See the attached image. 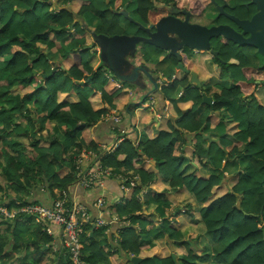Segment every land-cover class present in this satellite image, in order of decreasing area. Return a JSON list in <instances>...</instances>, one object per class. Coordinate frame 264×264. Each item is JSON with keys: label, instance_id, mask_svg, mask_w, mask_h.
<instances>
[{"label": "trees", "instance_id": "16d2710c", "mask_svg": "<svg viewBox=\"0 0 264 264\" xmlns=\"http://www.w3.org/2000/svg\"><path fill=\"white\" fill-rule=\"evenodd\" d=\"M89 1L75 12L73 0H0V198L3 202L8 197L14 202L17 199L49 205L56 188L67 189L76 180V160L81 152L93 151L102 156L99 160L103 168L112 170L114 177L122 175L127 186L135 178L136 185L116 205L120 217L131 218V225L121 230L120 248L115 249L104 230L94 229L93 224L85 226L82 252L91 264H112L111 258L121 260L125 256L122 264H129L131 255H140L144 238L165 235L180 240L187 246L188 254L179 262L173 257L145 258L141 264H207L210 260L217 264H264V102L256 94L260 88L256 81L261 80L258 59L246 49L219 43L215 47L219 51L216 61L222 68L221 77L228 76L231 58L240 61L239 83L232 88L223 87L221 93L214 95L212 107H208L219 112V124L228 115L242 125V130L235 134L237 141L223 136L208 148L203 147L206 122L197 115L203 105V92L186 78L173 80L170 93L182 85L193 102L192 109L180 112L167 129L146 143L137 145L125 136L114 151L101 150L92 128L105 121L112 108L118 109L114 102L119 92L109 94L105 89L110 82L106 68L91 65L90 58L96 51L88 45L85 29L76 22L77 17L87 12L95 14L100 19L99 34L105 37L133 32L147 36L143 26L155 25L167 16L170 3L182 8L183 0H135L137 19H126L124 25L118 12L119 6L124 8L128 0ZM53 48L62 50L65 58L74 55L75 64L69 69L60 63L53 66L47 53ZM146 50L149 54H161ZM194 56L186 49L181 59L173 55L171 60L174 66L179 61L189 62L192 68ZM66 87L77 92L78 101L59 100V92ZM94 91L101 92L109 107L94 108L89 99ZM224 109L226 115L222 114ZM43 141H49V145L43 146ZM188 144L200 156L209 152L208 163L219 174L202 176L195 171L183 175L184 148ZM245 155L250 158L246 169L225 181L221 171L224 161ZM148 160H154L159 174L170 179L172 190L185 187L204 204L200 214L213 242L210 255H198L193 249L195 240H185L174 219L164 220L159 231L154 223L138 214L143 210L142 196L146 190L152 192L155 200L172 206L167 195L155 189L158 174L146 168ZM217 187L223 189V194L211 202ZM11 191L14 197L9 195ZM5 227L0 229V264H15L21 253H26L22 264H58L43 263L50 250L43 246L50 244L52 238L43 235L32 218L24 226L16 219ZM33 245L35 252L30 250ZM67 254L68 258L59 264H74Z\"/></svg>", "mask_w": 264, "mask_h": 264}, {"label": "crops", "instance_id": "0c3cea01", "mask_svg": "<svg viewBox=\"0 0 264 264\" xmlns=\"http://www.w3.org/2000/svg\"><path fill=\"white\" fill-rule=\"evenodd\" d=\"M89 3V0H73L72 8L75 12H78L82 6ZM55 6H57L56 2ZM126 6L128 8V5ZM127 8L124 7L122 11L118 12L120 13L119 17H123L125 21L126 19L135 21L137 18H130ZM76 22L80 23L85 29L84 36L87 38V43L96 51L93 52L90 58L91 65L94 68L103 65L107 70L110 82L105 87L106 91L109 94L119 92L114 104L118 108L115 110L118 111L121 121L114 119L117 114L114 113L112 108L111 115L105 121L92 128V135L101 150L112 147L120 135L132 138L137 145L146 143L156 138L162 130L167 129L168 123L177 119L180 112H186L193 108V102L189 99L182 85H179L173 94L170 93L173 85L172 81L175 79L183 80L188 78L191 83V74L185 73L180 69L178 67L179 63L184 64L190 71L197 73L203 82V87L200 88L201 91L203 94L206 93L209 97H212L213 102L214 95L221 93L223 87L232 88L239 83L238 80H235L239 76L238 66L236 67L232 64L235 60H231L230 68L236 70V73L230 76L229 68L228 76L223 78L221 77V65L217 63L216 56L211 51H198L187 46L183 47L176 57L181 59L182 52L190 49L195 54L194 58L191 59L193 67H190L189 62L185 64L182 61H179L174 66L171 60L173 55L169 51L160 50L157 51L161 52L160 55H151L146 50L150 49V47L145 43H140L137 40L131 41L126 38L111 41L110 38L99 34L100 19L92 12H87L83 16L77 17ZM121 24L124 25L122 21ZM137 24L141 23L137 21ZM126 35L127 37H138L135 32ZM47 53L50 54V61L53 66L60 63L69 69L75 64L74 55H69L65 58L63 51L58 48H53ZM256 58L260 59L258 56ZM191 85L196 86L192 83ZM263 86L260 85L258 92H256L261 103L264 102ZM68 90L69 88L66 87L64 91L59 92V100L67 102L78 101L77 92ZM89 99L95 109L109 107L108 104L103 102L100 91L92 92ZM208 107H212V105L203 102V105L197 110L198 117L206 122L202 131L204 136L203 147L208 148L212 141L218 140L223 136L228 137L233 142L237 141L235 134L242 130V125L228 115L219 124V112L210 110ZM226 113L225 109L222 110L223 115H226ZM184 149L186 160L181 168L183 175H189L195 171H198L202 176L219 174V170L208 163L209 157L207 158L206 154H209V152L204 156H200L191 144H188ZM249 161L248 155L235 160L224 161L221 171L225 174V181L237 172L244 171ZM146 168L158 174L154 185L155 189L158 192L165 193L168 197V203L172 206H169L164 201L155 200L152 192L146 190L142 196L143 210L138 213L140 217L143 220L154 223L159 231L164 220L174 219L176 227L184 234L185 240H195L193 249L197 251L198 255H210L213 242L207 233V228L200 214L204 204L199 202L195 195L185 187L172 190L170 179H165L159 174L154 160H148ZM70 192L75 201L87 207L93 221L102 219L106 222V225L102 227H97L94 223V229L104 230L105 235L108 236L115 249L120 248L119 242L122 241L121 230L131 225L130 216L124 215L120 217L116 211V205L123 202L125 195L121 181L117 177L111 176L105 178L102 186L88 189L73 185L70 186ZM222 194L223 189L217 187L214 190V194L210 197V201L217 200ZM11 196L13 197V195ZM54 196L56 197V195ZM54 196L53 199L55 198ZM5 198L8 200V197ZM100 199L104 201L102 205H100ZM0 202H3V200L1 199ZM10 205H7L9 209H16V206L11 202ZM117 216L125 220V223L121 220H115ZM16 219L26 223L25 220L21 219V216L4 219L0 216V226H3L2 223L4 221L14 222ZM50 225L52 229L56 232L58 231V227ZM41 231L44 233L43 235L49 236L47 232L42 229ZM49 237L52 238V241L48 245L44 244L43 247L45 250L49 248L50 250L44 255L43 260L45 262L57 261L58 264L61 260L65 261L68 258V254L62 247L60 237L58 234H56V237ZM179 241L172 240L167 235L163 238H155L153 236L149 239L144 238L139 256L144 260L145 258L165 259L175 255V260L179 262L181 257L188 254L187 246ZM117 258H111L112 264H122L127 257L125 256L121 260ZM207 264L217 263L210 260Z\"/></svg>", "mask_w": 264, "mask_h": 264}, {"label": "built area", "instance_id": "2783aa9c", "mask_svg": "<svg viewBox=\"0 0 264 264\" xmlns=\"http://www.w3.org/2000/svg\"><path fill=\"white\" fill-rule=\"evenodd\" d=\"M114 113L117 114L114 116V119L120 122L121 117L118 115V111L114 109ZM125 136L120 135L117 142L112 147L105 149V151H114L120 142L125 139ZM100 157L102 158V156H98L93 151L83 150L77 157L76 180L71 186L78 185L93 189L96 186H102L105 178L114 176L112 170L103 168L99 160ZM117 178L121 181V186L125 192H129L136 185L135 178L132 180L131 186L124 184L125 178L122 175H117ZM54 193L56 197L49 205L31 202L23 203V201L16 199V209L12 210L7 207L5 202H0V216L15 218L19 215L26 221L28 218L34 219L35 223L44 232H47L49 236L56 237V234H58L63 249L69 253L74 264H91L83 257L82 234L86 225L95 223L97 227H102L106 225V222L102 219L93 221L87 207L75 201L71 196L70 187L67 189L56 188ZM99 202L100 205L104 203L102 199ZM115 220H121L125 223V220L120 219L118 216ZM50 224L58 227V231L56 232L52 229Z\"/></svg>", "mask_w": 264, "mask_h": 264}, {"label": "water", "instance_id": "95a60500", "mask_svg": "<svg viewBox=\"0 0 264 264\" xmlns=\"http://www.w3.org/2000/svg\"><path fill=\"white\" fill-rule=\"evenodd\" d=\"M127 8V6H126ZM263 14V13H262ZM263 15H257L250 22V26L247 23L240 22V24L246 29L245 33L249 34V37H245L238 33L234 29L226 26H202L198 24H191L188 22V18L185 20L174 15L169 14L163 17L157 24L150 25L151 27H144L147 32V36L130 37L127 35L108 37L111 41L115 39H129L131 41L137 40L140 43L149 44L155 46L157 50L169 51L172 55L177 56L183 47H190L198 51H211L213 55L219 57V51L212 48L213 40L222 39L221 41H232L238 45H247L257 49V54L264 56V48L261 44L263 36L261 34L262 25L257 21L262 20ZM250 27V29H248ZM260 31V32H258ZM219 40V44H222ZM178 67L185 73L191 74V83L195 84L199 88L203 87V82L198 77L197 73L187 69L184 64L179 63ZM259 83V81H258ZM203 102L208 105H213V98L209 97L206 93L203 94ZM209 157V154H206ZM174 259L176 258L173 255ZM143 259L140 256L133 255L129 259V264H141Z\"/></svg>", "mask_w": 264, "mask_h": 264}, {"label": "flooded vegetation", "instance_id": "af4514ba", "mask_svg": "<svg viewBox=\"0 0 264 264\" xmlns=\"http://www.w3.org/2000/svg\"><path fill=\"white\" fill-rule=\"evenodd\" d=\"M182 2V8L180 9L175 8L170 3L168 5L169 14H174L184 20L188 18V22L191 24L207 27L226 25L245 37H249V34L245 33L246 29L240 22L247 23L250 26V22L253 21L255 16L259 14L264 16V0H183ZM191 3H195V5H191ZM257 22L262 25L261 34L263 40L261 44L264 48V17L261 21L259 19ZM219 40L221 41L222 39L213 40L212 48L214 50H216L215 47L218 46ZM225 44L239 49H246L253 54L257 53V49L251 46L238 45L232 41L222 42V45ZM259 56H261V59L257 60L260 68L258 75L261 80H257L256 82L259 81V85H264V56ZM231 60H235L232 64L236 67L240 65V61L236 57L231 58L229 64Z\"/></svg>", "mask_w": 264, "mask_h": 264}, {"label": "rangeland", "instance_id": "374dc122", "mask_svg": "<svg viewBox=\"0 0 264 264\" xmlns=\"http://www.w3.org/2000/svg\"><path fill=\"white\" fill-rule=\"evenodd\" d=\"M117 5H120V4H117ZM126 5H128V8H127V13H128V15H129V17L130 18H137V16H136V1L135 0H129L128 1V3L126 4ZM126 5H125V7H126ZM120 8L119 9H121V10H119V11H122V9H124L122 6H119ZM120 18V17H119ZM120 21H122V23H126V21H125V19L123 18V17H121L120 18ZM146 45H148L149 47H150V49L149 50H152V51H160V50H157V48L155 47V46H151V45H149V44H146ZM150 54L151 55H153V53H151V51H150ZM255 55H257L260 59H261V56H259V54H257V53H254ZM230 68V67H229ZM238 73H239V76H240V71H239V67H238ZM233 73L235 74L236 73V70H233L232 68H230V76H233ZM234 78V77H233ZM235 80H239L238 78L237 79H235ZM24 140H26V139H24ZM42 145L43 146H48L49 145V141H43L42 142ZM57 189H60V188H57ZM9 195H13V197H14V193H13V191H11L10 192V194ZM4 198V197H3ZM23 198H28V195H23ZM5 199V198H4ZM1 200V199H0ZM7 202V203H6ZM10 202L14 205V206H16V202H14V201H12L11 199H8V200H5V204H10ZM19 216V215H18ZM22 220H24V218L22 217ZM26 221V220H25ZM34 221V220H33ZM9 223H13V222H11V221H9L8 222V224ZM34 223H35V221H34ZM8 224H5V225H3V226H0V229L1 230H4L6 227V225H8ZM25 225V223H23V222H20V226H24ZM29 237H31V239L33 240L34 239V237L35 236H33V235H29ZM30 250L32 251V252H35V247H34V245L33 246H31L30 247ZM23 253H21V256H19L18 257V259H16V262H15V264H22V263H24V261H22V257H23ZM31 259L32 258H30L29 259V261H28V263H30V261H31ZM43 263H46L45 261H43Z\"/></svg>", "mask_w": 264, "mask_h": 264}]
</instances>
